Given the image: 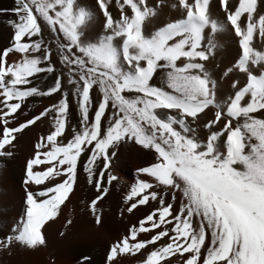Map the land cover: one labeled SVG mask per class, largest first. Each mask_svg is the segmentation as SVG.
<instances>
[{
    "label": "snow or ice",
    "instance_id": "6c2138e0",
    "mask_svg": "<svg viewBox=\"0 0 264 264\" xmlns=\"http://www.w3.org/2000/svg\"><path fill=\"white\" fill-rule=\"evenodd\" d=\"M95 2L103 31L94 38L88 33L95 13L80 0H14L11 9H0L15 17L8 21L11 45L0 49V158L13 155L22 130L51 118L50 131L24 164V211L0 248L46 245L42 229L73 192L82 154L87 183L96 190L88 207L99 226L98 202L118 179L111 162L122 145L134 143L154 155L136 170L152 182L138 179L130 186L126 211L150 201L157 207L109 245L104 264H119V257L141 250L140 264H171L169 257L185 253L183 264H264V14L258 0H218L223 18L212 15L210 0H176L171 7L179 9V18L158 26L152 22L161 3ZM225 32L234 34L240 51L223 71L232 77V92L218 97L206 64L214 57L215 37ZM45 33L52 39L46 42ZM53 43L67 69L66 85L57 75L41 91L32 78L55 73ZM10 54L19 58L10 62ZM52 94H60L57 104L10 126L28 98ZM70 96L80 119L66 138ZM209 110L212 117L200 124ZM157 188L171 200L166 203ZM156 229L150 239H137Z\"/></svg>",
    "mask_w": 264,
    "mask_h": 264
},
{
    "label": "bare ground",
    "instance_id": "6f19581e",
    "mask_svg": "<svg viewBox=\"0 0 264 264\" xmlns=\"http://www.w3.org/2000/svg\"><path fill=\"white\" fill-rule=\"evenodd\" d=\"M13 2L14 0H0V9H9L12 7ZM148 2L150 6L155 3L162 4V7L158 9L157 18L152 22L153 25H163L170 20L179 18V9L171 7L176 0H148ZM232 2L235 3L236 0H232ZM80 3L95 13L96 19L88 33L90 37L94 38L103 31V17L99 12L95 0H80ZM110 11L114 18L118 16V11L114 4L110 7ZM210 11L214 17H224L218 0H210ZM258 11L264 14V2H262V0H258ZM11 19L12 14L0 12V49L11 45L12 34L10 29L1 28L6 21ZM257 42H259L258 38ZM215 43L217 47L214 57L210 58L209 62H207L206 68L212 74V78L217 81L218 97H226L232 92L230 87L232 77H224L223 71L226 67L231 66L235 62L240 50L237 38L231 32L217 35L215 37ZM10 55L16 60L19 58L16 54ZM238 79L243 82V77H238ZM46 100L47 99L42 97L39 101L37 100L39 102L36 105L37 108L41 109V107L44 106L43 104L46 103ZM0 107H2V105H0ZM31 111L32 110L27 107L22 112H19V115H15V119L27 118L28 114L30 116ZM209 117H212V111L210 110L206 111L201 118L207 119ZM50 129L51 118H42L40 121H37L33 130L26 134L25 137H17L14 140V144L22 151L24 150L26 153L32 155L34 144L37 142L38 138L45 136ZM146 152L147 150L133 144L124 152L126 159L121 160L118 158L120 160H118V162L116 161L117 168L119 170H130L148 166L150 163L146 162L144 159ZM129 159H133L135 163H131ZM119 170L112 172L113 175L118 177L114 182L116 185L115 191H118L119 194H113L111 197L105 196L102 201L98 202V210L102 216L99 226L95 224L88 207L94 195L86 194L85 178L79 174L77 175L74 190L70 193L66 202L61 206L58 216L54 220L49 221L42 229L47 242L46 245L35 249H27L18 244H14L7 249L0 248V264H102L106 258L109 245L121 236L127 235L130 227L134 225L139 227L138 222L153 208L157 207L156 202L150 201L146 205H138L137 209H134L132 213H128L126 211L127 205L124 203V196L130 189V186H128L130 180L124 179ZM1 180L3 183L9 182L11 180L10 173L5 171L1 176ZM16 180L20 182L19 179L16 178ZM157 191L161 195H164L166 203L171 200L170 193L166 194L160 188H157ZM13 193L14 190L12 189L8 191L0 187V239L11 234V228L15 223L14 219L19 215L17 210L11 209L10 207L12 203L15 202L13 201ZM19 197L20 200H23L24 194H19ZM180 199L181 197L179 193H177L174 209L179 207ZM68 220H71L72 223L66 226ZM145 227H148L147 223ZM158 230L159 229L150 230L147 233H138L137 239L148 240L151 235L155 234ZM61 232L64 233L63 236L60 235ZM159 243L160 242H157V244ZM143 251L144 250H141V252L134 255L128 254L119 257V264H140V261L144 259V256L141 254ZM87 253H89V258L94 255L93 259L84 260L83 258H85L84 256H86ZM186 257L187 254L185 253L183 256L176 254L168 259L171 260V264H183Z\"/></svg>",
    "mask_w": 264,
    "mask_h": 264
},
{
    "label": "rangeland",
    "instance_id": "374dc122",
    "mask_svg": "<svg viewBox=\"0 0 264 264\" xmlns=\"http://www.w3.org/2000/svg\"><path fill=\"white\" fill-rule=\"evenodd\" d=\"M14 2L12 3V7H14ZM12 7H10L9 9H11ZM10 13V12H8ZM11 14V13H10ZM11 20H15V17L13 18L12 15V19ZM9 21V20H8ZM8 21H6L3 26L1 27L2 29H10V32L13 36V29L11 27V25L8 23ZM44 39L45 41H49L50 39H52L51 35L49 33H45L44 35ZM52 49V63L56 68L55 73H39L37 74L34 78H32V83L33 86H36L38 89H40L41 91H46L49 87L54 85L55 82V78L57 75H61L62 77V83H64L66 85V80L63 79L64 76H66L67 73V69L64 67V65H62L59 62V56L57 54V50L55 47V44H50L49 45ZM10 62H14L16 61L15 58H13L11 55L8 57ZM71 86H66L65 90H69L70 91ZM45 98L46 100V105L43 104L44 106L40 108H37V103H39V99ZM92 98H93V107H95L96 104V100H97V94L95 92L92 93ZM60 99V94H52L51 96H40V97H30L28 98L24 104H22L21 109H19L17 111L15 115H19V112H22L24 109H26L28 107V109L32 110L30 112V116L28 114L27 118H18V119H14L12 120V124L10 122V126L12 125V127L17 126L19 123L25 122L26 120L32 118V116L37 115L40 111H42L44 108L49 107L53 104H57L58 101ZM38 100V101H37ZM49 100V101H48ZM26 107V108H25ZM37 111H36V110ZM34 111V113H33ZM39 111V112H38ZM19 113V114H18ZM32 113V114H31ZM16 117V116H15ZM202 117V116H201ZM211 117L204 119L201 118L200 120V124H202L204 121L210 119ZM79 119H80V115H79V111L76 105V101L74 98H72L71 96L69 97V110H68V117H67V127H66V131H65V137L66 138H70L71 136V127L72 126H76L77 128L79 127ZM14 124V126H13ZM37 124V122L31 126H29L28 128L24 129L21 131V133L17 134V137L20 136H26V134H28L31 130H33L34 126ZM32 127V129H31ZM197 131L199 133V135H201L202 137L204 135H206L205 130L202 127H197ZM134 143H128L127 145H122L121 148L119 149L117 156L113 159V161L111 162L110 165V170L111 172L115 171V170H119L117 168V162L118 160H123L126 159L124 152L129 149ZM15 145V144H14ZM127 147V149H126ZM13 152V155L11 157H3L0 158V187L6 189V190H14L13 193V201H15L14 203H12V205L10 206L11 209L17 210V212L19 213V215L14 219V222H16L22 215L25 205H24V199H25V194H24V190H23V186H22V179H23V169H24V164L25 161L31 157V154L26 153L24 150L22 151L19 147H17L15 145L14 148L11 149ZM120 158V159H118ZM86 154H82L80 157V162L78 163V175L81 174L84 178H85V192L86 194H93L94 197L96 195V190L93 187V185H90L87 183V179H86V174L83 172V168H82V164L84 162H86ZM146 162H149L150 164L154 161V155L151 151L146 152L145 157H144ZM117 161V162H116ZM127 161V160H126ZM129 161L131 163H135L133 159H129ZM97 167H102V165L99 163V161L97 162ZM146 167V166H145ZM139 169V168H138ZM137 169H120L119 172L121 173L122 177L124 179H129L127 181H129L128 186H131L133 183L136 182V180H145L148 182H152L151 178L148 177L146 174H138ZM8 171L11 175V180L7 183H3L1 180V176L2 174ZM17 179L20 180V182H18ZM59 179L61 178H57V181L54 182H58ZM105 180H106V176H105ZM47 182V181H46ZM103 183V181H102ZM116 185L115 182L113 181L111 185H109V192L106 196L111 197L113 194H119L118 191L116 192ZM37 186H31L29 190H36ZM116 192V193H115ZM19 194H24V198L23 200H20ZM17 197V198H16ZM21 209V210H20ZM109 248V247H108ZM93 255V254H92ZM91 255V256H92ZM84 257H88V259H93V257L89 258V253H87L86 256ZM84 259V258H83ZM87 259V260H88ZM105 262V260H104ZM104 262L102 264H104Z\"/></svg>",
    "mask_w": 264,
    "mask_h": 264
}]
</instances>
